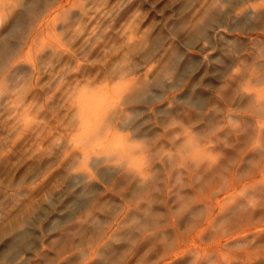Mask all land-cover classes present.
Listing matches in <instances>:
<instances>
[{
  "label": "rangeland",
  "instance_id": "374dc122",
  "mask_svg": "<svg viewBox=\"0 0 264 264\" xmlns=\"http://www.w3.org/2000/svg\"><path fill=\"white\" fill-rule=\"evenodd\" d=\"M0 264H264V0H0Z\"/></svg>",
  "mask_w": 264,
  "mask_h": 264
},
{
  "label": "bare ground",
  "instance_id": "6f19581e",
  "mask_svg": "<svg viewBox=\"0 0 264 264\" xmlns=\"http://www.w3.org/2000/svg\"><path fill=\"white\" fill-rule=\"evenodd\" d=\"M19 235H21V237H23L25 235V233L24 232H20Z\"/></svg>",
  "mask_w": 264,
  "mask_h": 264
}]
</instances>
